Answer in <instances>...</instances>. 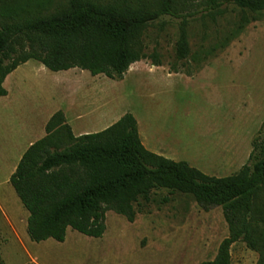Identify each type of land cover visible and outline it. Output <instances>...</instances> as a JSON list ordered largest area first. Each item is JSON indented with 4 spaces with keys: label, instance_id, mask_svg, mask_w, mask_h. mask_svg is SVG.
Listing matches in <instances>:
<instances>
[{
    "label": "rangeland",
    "instance_id": "rangeland-1",
    "mask_svg": "<svg viewBox=\"0 0 264 264\" xmlns=\"http://www.w3.org/2000/svg\"><path fill=\"white\" fill-rule=\"evenodd\" d=\"M160 1L128 0L133 5ZM207 1L176 0L180 13L197 12L187 26V58L177 54L182 20L166 17L144 35L147 52L156 51L161 65L150 58L139 61L122 80L83 71L96 82L98 112L76 121L78 110L72 111L69 118L75 132L83 126L101 132L130 113L150 151L185 161L210 176L236 174L247 163L254 138L264 132V10L256 14L227 4L208 13L203 10ZM13 3H25L29 16H48L66 8L69 0H0V7ZM244 16L249 23L239 31ZM31 65L38 64L31 61ZM45 69L28 73L20 88L36 94L40 98L36 101H62L65 86L60 80L65 73ZM105 223L101 238L69 228L64 242L39 243L31 240L27 227L18 226L0 234L2 260L5 264H201L216 257L229 235L222 207L205 210L191 195L166 189L152 193L134 222L108 211ZM231 253L232 264L258 263V253L245 242L233 245Z\"/></svg>",
    "mask_w": 264,
    "mask_h": 264
},
{
    "label": "trees",
    "instance_id": "trees-1",
    "mask_svg": "<svg viewBox=\"0 0 264 264\" xmlns=\"http://www.w3.org/2000/svg\"><path fill=\"white\" fill-rule=\"evenodd\" d=\"M227 4L256 14L264 10V0H208L203 10L212 13ZM26 6L0 7V96L7 94L6 77L30 60L54 72L79 68L113 80H122L133 64L148 58L159 66L157 52H147L144 35L166 17L182 20L177 54L185 59L190 54L187 26L197 14L180 13L176 0L157 5L69 0L48 16H29ZM247 23L244 16L238 30ZM252 147L236 174L210 176L147 149L130 113L101 132L77 137L59 111L47 125V136L26 152L11 183L30 213L27 231L34 242H64L69 228L101 238L108 211L134 222L152 193L166 189L191 195L205 210L223 208L229 235L216 257L201 264H232L231 250L238 242L264 264V132ZM0 264H5L1 253Z\"/></svg>",
    "mask_w": 264,
    "mask_h": 264
},
{
    "label": "crops",
    "instance_id": "crops-1",
    "mask_svg": "<svg viewBox=\"0 0 264 264\" xmlns=\"http://www.w3.org/2000/svg\"><path fill=\"white\" fill-rule=\"evenodd\" d=\"M31 61L38 65H31ZM45 67L37 60H30L10 73L3 83L7 94L0 96V234L16 231L18 226L28 227L30 213L16 193L11 177L28 149L47 136V125L51 118L62 111L66 123L71 126L69 117L72 111L78 110L76 121L95 116L98 112L96 82L83 73L87 70L73 68L60 71L65 73L60 80V84L65 86L60 92L62 101H36L34 98L40 99L36 94L20 88L23 87L20 80L26 79L28 73L45 71ZM13 87H18L17 94ZM71 128L77 137L93 133L86 126L78 128L77 133L74 127Z\"/></svg>",
    "mask_w": 264,
    "mask_h": 264
}]
</instances>
